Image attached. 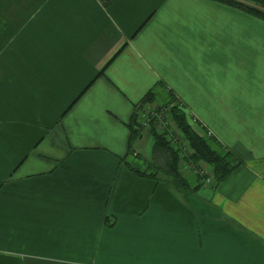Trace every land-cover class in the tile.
I'll list each match as a JSON object with an SVG mask.
<instances>
[{"label":"crops","instance_id":"obj_1","mask_svg":"<svg viewBox=\"0 0 264 264\" xmlns=\"http://www.w3.org/2000/svg\"><path fill=\"white\" fill-rule=\"evenodd\" d=\"M149 91L241 164L216 186L139 174L164 172L132 138ZM0 264H264V19L217 0H0Z\"/></svg>","mask_w":264,"mask_h":264},{"label":"trees","instance_id":"obj_2","mask_svg":"<svg viewBox=\"0 0 264 264\" xmlns=\"http://www.w3.org/2000/svg\"><path fill=\"white\" fill-rule=\"evenodd\" d=\"M229 5L241 8L255 16L261 17L264 19V9L260 8L257 5L264 7V0H248L249 2H243L239 0H217ZM251 2V4H250ZM254 3V4H253ZM257 4V5H256ZM153 101V93L149 91L147 96L144 98L142 104H147ZM169 112L171 114V119L178 125L181 132L183 133L186 142H188L191 148V154L188 158L192 163L198 165L199 163H206L212 168V181H214L215 186L223 181L227 175L239 164L240 160L231 153L226 152L225 154H220L213 150L211 146L206 141L205 137L200 134L195 128L190 124L187 118V114L181 105L177 102L176 99H173L170 103ZM159 109V108H158ZM136 113L133 115V121L135 125ZM161 131L153 130L155 136V144L157 148H166L171 152V163L169 164V170L166 172L168 177H171L177 187L187 188L188 184L183 177V174L180 169L181 154L173 147L171 141L168 140L169 129L168 126H165ZM137 129H132V138H135L137 134ZM150 165V164H149ZM154 172H142L139 174L143 176H149L152 178H158L157 174L159 173L154 167ZM211 177V176H210ZM112 224V223H111Z\"/></svg>","mask_w":264,"mask_h":264},{"label":"rangeland","instance_id":"obj_3","mask_svg":"<svg viewBox=\"0 0 264 264\" xmlns=\"http://www.w3.org/2000/svg\"><path fill=\"white\" fill-rule=\"evenodd\" d=\"M250 4H251V2H250ZM257 6L264 9V7L261 5H257ZM153 110H154V108H150L146 104H140L136 109L135 122H137V124L135 125L133 123L132 126H133V129L138 130V132L134 138V143H135V141H137L136 143H138V140L140 138L141 145H142V149H141L142 154L145 155L146 157H147V155L150 156V158L155 160L158 167L161 168L162 170H164V172H159L160 175L167 177L172 183L174 182L171 177H168L165 174L169 170V164L171 163L170 162L171 161V152L169 151V149H166V148H164V149L157 148L156 144H155V142H156L155 136L153 134L154 129H155V131L159 130L162 132L161 129L164 128L163 126L168 125V129H169L168 140L171 139L172 134H175V136H177V138H178L177 140L180 141L181 144H183L186 148L185 153L183 155H181L180 169L186 168L188 170H191L197 176V178H199V173L197 172V169H200V167H204L207 170L206 171L207 174L209 176H211V178H212V171H211L212 168L210 166L207 167L206 165H208V164L202 162V163H199L198 165H196V164L192 163L190 160H188V158L191 154V148H190L188 142H186L185 137H184L183 133L181 132L180 128L178 127V125L171 119L170 112L166 113V117H165V119H163L164 122L161 123L158 121L159 119L151 120V117L153 116L151 112ZM144 115L148 116V120L146 121L147 123H144V120H143ZM149 121H150V123H149ZM201 130L203 131V129H201ZM143 155L141 157H143ZM149 164H151V163H149ZM148 172H150V173L154 172L153 168L152 169L150 168V170Z\"/></svg>","mask_w":264,"mask_h":264},{"label":"built area","instance_id":"obj_4","mask_svg":"<svg viewBox=\"0 0 264 264\" xmlns=\"http://www.w3.org/2000/svg\"><path fill=\"white\" fill-rule=\"evenodd\" d=\"M239 1H243V2H249L248 0H239ZM169 112V107H163V108H154V110L151 112L152 113V117L151 120L153 119H159V122H164L163 119H165L166 117V113ZM144 123H147L146 121L148 120V116L144 115ZM166 122V121H165ZM150 123V121H149ZM168 126V125H165ZM165 126H163L165 128ZM162 128V129H164ZM177 136H175V134L171 135V144L173 145V147L181 154L183 155L186 151V148L183 144H181L180 141L177 140ZM207 170L204 167H200V169H197V172L199 173V178L201 179V181H206V182H211L212 178L208 176Z\"/></svg>","mask_w":264,"mask_h":264}]
</instances>
